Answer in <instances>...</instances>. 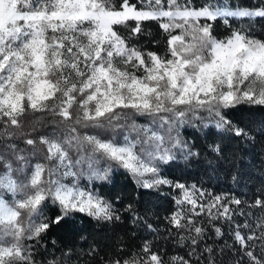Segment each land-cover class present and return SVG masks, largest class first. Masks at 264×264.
Segmentation results:
<instances>
[{"label": "snow or ice", "instance_id": "1", "mask_svg": "<svg viewBox=\"0 0 264 264\" xmlns=\"http://www.w3.org/2000/svg\"><path fill=\"white\" fill-rule=\"evenodd\" d=\"M232 18L264 20V0L250 7L212 0L199 6L193 0H0V135L15 137L28 113L59 117L65 128L63 136L53 131L37 139L29 138L35 126L28 133L21 131L26 145L44 147L43 163L30 165L15 144L8 146L14 159L0 154V264H35L26 241H39L74 214L120 220L112 202L81 183L84 178L107 179L109 169L97 167L101 160L124 168L138 186L177 190V210L167 220L179 232L189 233L180 235L181 241L198 246L207 230L197 222L202 214L217 236L223 234L216 223L231 222V205L244 202L169 179L161 165L174 161L175 151L186 153L185 159L199 155L172 135L189 116L200 120V113L207 112L217 129L247 137L229 113L242 105L264 107V39L243 25L232 27ZM146 21L158 23L163 55L130 46L116 31V26L134 22L130 35L138 36ZM218 21L228 35L214 34ZM130 114L147 117L149 123H129ZM35 124H42V118ZM80 128L110 130L113 135H82ZM117 130L124 131L122 140H117ZM209 147L221 151L219 145ZM16 172L26 173V181L14 179ZM205 196L209 199L201 203ZM49 206L59 214L46 216ZM249 207L262 214L254 227L246 221L232 229L240 255L235 264H264V193ZM125 211H133L132 205ZM138 219L134 216L133 222ZM206 251L211 255L213 249ZM141 253L108 264H192L180 256L166 261L152 251L150 242Z\"/></svg>", "mask_w": 264, "mask_h": 264}, {"label": "trees", "instance_id": "2", "mask_svg": "<svg viewBox=\"0 0 264 264\" xmlns=\"http://www.w3.org/2000/svg\"><path fill=\"white\" fill-rule=\"evenodd\" d=\"M119 3V0H115ZM137 3V0H130ZM183 3V0H180ZM206 0H193L197 6ZM213 3H227L232 7H250L258 4L259 0H212ZM232 27L239 28L242 25L257 39H264V20L256 18L248 19L232 18ZM135 23L127 26H116V31L128 38L130 46H135L147 51H157L161 55L165 52L163 34L156 21H146L142 24L143 32L138 36H131L130 30ZM220 37L228 35L225 25L218 21L215 25ZM159 43H152V41ZM201 119L195 120L191 116L183 124L177 125L172 135L177 136L188 144L198 156L185 159L186 153L175 151L176 159L161 165V173L169 179L178 180L187 185L195 184L198 189L211 196L237 198L243 201L241 205H231L234 210L231 222L220 220L216 223L222 230V235L217 236L214 229L208 225L206 214L198 218V224L203 223L206 233L199 239L198 246L193 247L189 239L180 240V235L188 236L189 233L179 232L172 227L167 220L177 206L174 197L177 190L168 186L159 189L144 188L138 186L133 177L124 168L113 162L101 160L97 165L100 169L108 168L106 180H81L82 185L98 191L106 199L112 202L118 210L119 221H96L84 214H74L59 226H53L50 231L39 241H26L29 250L33 253L35 264H105L109 261L129 259L133 254H140L145 242L152 244V251L159 252L164 259L170 260L173 256L184 257L192 264H235L240 259L238 246L234 245L232 229L237 225L243 226L247 221L255 226V221L261 216L262 210L249 207L254 199L264 193V107L242 105L229 113V119L234 124L249 134L236 136L232 132L222 131L214 125V118L207 112L200 113ZM37 117L42 118V124H35ZM135 120L137 124H148L149 118L131 115L129 123ZM59 117L49 113L35 116L28 113L23 118L24 127L15 130L16 136L9 139L0 135V154L5 159H14L8 147L17 145L23 150L22 154L28 158L30 165L44 162V147L37 144L35 148L24 143L21 131L28 133L33 126L37 128L29 138L37 139L39 135L50 134L53 131L58 136H63L64 125L59 124ZM123 123V121H121ZM207 125V126H205ZM0 125V129H2ZM13 131L12 129H9ZM81 134H102L103 138H109L113 133L109 130L101 133L97 129H78ZM124 131L117 130V140H122ZM165 134L164 132L161 133ZM135 139V134H132ZM209 145H219L221 151L213 152ZM139 151V148L137 149ZM36 155L33 156L32 153ZM73 159L76 153H71ZM13 167H18L14 163ZM3 171L0 166V172ZM30 174V173H28ZM13 178L25 182L26 173L16 172ZM209 199L205 196L201 203ZM128 205H132L133 211H125ZM241 212L245 213L242 215ZM251 213V215H247ZM46 216L54 217L59 214L58 208L49 206L44 209ZM139 217L133 222V217ZM151 225V228L148 227ZM243 233L248 234V229L242 228ZM192 236L195 234L192 233ZM212 248L211 255L206 251Z\"/></svg>", "mask_w": 264, "mask_h": 264}, {"label": "rangeland", "instance_id": "3", "mask_svg": "<svg viewBox=\"0 0 264 264\" xmlns=\"http://www.w3.org/2000/svg\"><path fill=\"white\" fill-rule=\"evenodd\" d=\"M105 264H108V263H105Z\"/></svg>", "mask_w": 264, "mask_h": 264}]
</instances>
